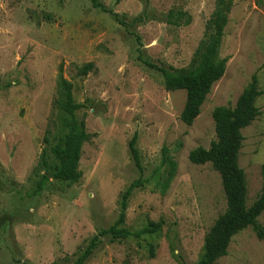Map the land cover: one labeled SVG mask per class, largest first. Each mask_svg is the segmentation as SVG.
Segmentation results:
<instances>
[{
    "label": "rangeland",
    "instance_id": "rangeland-1",
    "mask_svg": "<svg viewBox=\"0 0 264 264\" xmlns=\"http://www.w3.org/2000/svg\"><path fill=\"white\" fill-rule=\"evenodd\" d=\"M97 1L119 21L92 0H0V264H73L117 222L135 181L141 185L127 200L124 228H161L138 240L101 238L85 264H196L226 200L211 165H192L188 154L209 148L213 110L234 107L264 66V0H232L219 48L228 58L225 72L190 127L180 121L184 92H167L146 64L188 66L215 0ZM169 14L178 26L168 25ZM87 63L93 71L79 76L75 68ZM60 77L80 106L76 120L92 136L82 147L77 184L53 178L50 148L68 121ZM263 102L256 103L262 116L241 132L247 207L264 186L252 161L263 138ZM134 135L141 172L128 149ZM258 222L264 226V213ZM215 264H264V242L247 228Z\"/></svg>",
    "mask_w": 264,
    "mask_h": 264
},
{
    "label": "trees",
    "instance_id": "trees-1",
    "mask_svg": "<svg viewBox=\"0 0 264 264\" xmlns=\"http://www.w3.org/2000/svg\"><path fill=\"white\" fill-rule=\"evenodd\" d=\"M92 6L113 15L114 19L119 21L116 14L107 10L97 0H92ZM231 8L232 0H215L213 12L204 24L202 38L188 66L176 69L146 64L160 73L167 92H184L185 101L180 121L187 127H190L199 116L212 87L224 75L228 58L219 57V48ZM172 17L173 15L169 14L168 25L178 26L175 20H171ZM188 24L189 20L184 25ZM75 69L79 76H87L93 71L94 65L87 63ZM59 81L62 93L61 107L68 121L66 133L59 137L50 148L51 156L57 163L53 178L59 182L77 184L82 177L79 170L82 147L91 141L92 136L86 132L84 122H78L75 118V112L80 109V106L73 102L70 84L61 77ZM1 89L0 87V91ZM263 94L264 90L259 88L254 75L237 98L234 107H218L213 110L211 117L214 123L215 140L211 142L209 148L198 147L188 154V161L192 165H211L220 177L226 200V210L215 220L204 236L202 256L196 264H215L225 257L231 239L247 228H251L256 238L264 242V226L258 222V218L264 213V186L253 204L247 207L245 174L238 165L239 152L244 141L241 132L262 116L263 112L257 108L256 101ZM47 142L48 139L45 137L44 143ZM135 144L136 136L134 135L128 144V149L135 167L141 172ZM261 172L264 176V166H261ZM46 181L47 178L43 177L37 189L43 188ZM140 185L139 181H135L129 186L122 197L121 212L117 222L110 228L99 231L73 264H85L101 238H109L112 242L129 238L138 240L143 235H152L159 231L161 223H152L134 233L124 228L127 200L132 191ZM150 257L153 258L152 250H150Z\"/></svg>",
    "mask_w": 264,
    "mask_h": 264
},
{
    "label": "crops",
    "instance_id": "crops-1",
    "mask_svg": "<svg viewBox=\"0 0 264 264\" xmlns=\"http://www.w3.org/2000/svg\"><path fill=\"white\" fill-rule=\"evenodd\" d=\"M264 55V52L261 51ZM256 78H257V82L259 85V88L264 90V66L260 69V71L258 72V74H256ZM263 100L264 99V94L262 96H260L257 101L259 100ZM256 101V103H257ZM264 103V102H263ZM257 106V104H256ZM260 133L263 134V138H262V142L260 145V148L258 149V152L253 156L252 161L254 164L256 165H260V166H264V115H263V119H262V123L260 125Z\"/></svg>",
    "mask_w": 264,
    "mask_h": 264
}]
</instances>
